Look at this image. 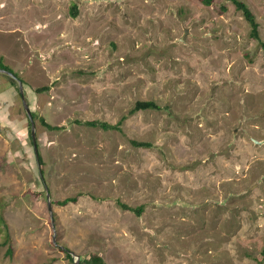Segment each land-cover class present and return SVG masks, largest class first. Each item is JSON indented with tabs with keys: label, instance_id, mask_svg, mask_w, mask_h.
<instances>
[{
	"label": "rangeland",
	"instance_id": "rangeland-1",
	"mask_svg": "<svg viewBox=\"0 0 264 264\" xmlns=\"http://www.w3.org/2000/svg\"><path fill=\"white\" fill-rule=\"evenodd\" d=\"M241 1L264 41V0ZM250 33L233 0H0V61L35 113L54 214L18 81L0 72V264H74L65 249L264 264V48Z\"/></svg>",
	"mask_w": 264,
	"mask_h": 264
},
{
	"label": "trees",
	"instance_id": "trees-1",
	"mask_svg": "<svg viewBox=\"0 0 264 264\" xmlns=\"http://www.w3.org/2000/svg\"><path fill=\"white\" fill-rule=\"evenodd\" d=\"M201 1L205 4L210 5L213 3L214 0H201ZM233 2L236 4L237 8L243 12L244 16L246 17V19L250 23V25H251V33H250L251 36L254 39L258 40L261 43L262 47L264 48V41H262V39L260 37V33H259V23L256 19L255 14L253 13V11L249 8V6L245 2H243L241 0H233ZM77 12H78L77 6L74 5L72 7V15L74 17H76ZM0 67H4L2 61H0ZM12 79L15 80L14 78H12ZM159 107L160 106L153 100H139L136 102L134 110L159 108ZM34 116H35V113H33V117ZM42 123L46 127H48L49 129H57L58 128L57 126H53V125L47 123L46 121H44V119H42ZM30 124H31V122H30ZM85 124L90 125V126H100L104 129H112V128L118 129L119 128L118 124H110V123L98 121V120L86 121ZM133 143L135 145H138V146L147 145V143H145V142H139L136 140H133ZM41 163H42V160H41ZM76 199H77L76 197H69L63 201H60V204H67L68 202L75 201ZM125 206L129 209H132L131 207H128L127 205H125ZM141 211H142L141 207L137 209V212L139 214L141 213ZM0 246H1V244H0ZM65 251H66L67 257L70 259V261L73 262L74 257L72 255L71 251L69 249H65ZM46 264H49V263H46ZM80 264H106V262L100 255L92 254L90 257H87V258L80 257Z\"/></svg>",
	"mask_w": 264,
	"mask_h": 264
},
{
	"label": "water",
	"instance_id": "water-1",
	"mask_svg": "<svg viewBox=\"0 0 264 264\" xmlns=\"http://www.w3.org/2000/svg\"><path fill=\"white\" fill-rule=\"evenodd\" d=\"M0 72L10 75L11 77H13L14 79H16L18 81L19 90H20V94H21V97H22V100H23V104H24V107H25V109L27 111L28 117H29L30 122H31V137H32L33 145H34L36 159H37V162H38L40 176L44 180V174H43V171H42V163H41V155H40V151H39L37 133H36V123L34 121L33 113H32V111L30 109V106H29V104H28V102L26 100V95H25V89H24L23 81L20 78H18L9 69L0 67ZM44 184H45V180H44ZM45 188H46L47 195H48V207L50 209V214H51L52 222H53V225H54V214H53V211H52V202H51L50 193L48 192V187H47L46 184H45ZM54 241L56 243V235L55 234H54ZM72 255H74V254L72 253ZM74 264H80V256H78V255L76 256V258L74 259Z\"/></svg>",
	"mask_w": 264,
	"mask_h": 264
}]
</instances>
